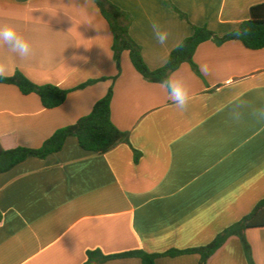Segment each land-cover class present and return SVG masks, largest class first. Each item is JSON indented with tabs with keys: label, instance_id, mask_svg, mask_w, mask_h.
<instances>
[{
	"label": "crops",
	"instance_id": "crops-1",
	"mask_svg": "<svg viewBox=\"0 0 264 264\" xmlns=\"http://www.w3.org/2000/svg\"><path fill=\"white\" fill-rule=\"evenodd\" d=\"M132 17L129 34L150 70L166 65L193 27L218 36L236 30L264 0H108ZM32 45L21 59L0 43V78L22 73L32 83L71 90L53 110L38 95L0 83V142L38 149L59 129L89 115L112 85L111 119L129 143L106 154L87 152L75 137L44 160L28 158L0 174V264H84L87 252L161 255L210 244L264 200V49L240 42L201 44L194 64L170 78L187 89L178 107L166 84L145 80L122 54L117 76L113 35L94 0H0ZM167 33L161 44L156 31ZM65 64L63 83H41V72ZM90 81L86 88L74 90ZM137 154L138 161L135 160ZM256 264H264V228L247 231ZM197 254L163 257L156 264H199ZM104 264H142L139 259ZM208 264H248L230 238Z\"/></svg>",
	"mask_w": 264,
	"mask_h": 264
},
{
	"label": "trees",
	"instance_id": "trees-1",
	"mask_svg": "<svg viewBox=\"0 0 264 264\" xmlns=\"http://www.w3.org/2000/svg\"><path fill=\"white\" fill-rule=\"evenodd\" d=\"M101 15L107 21L113 35V58L117 67V76L112 78L115 82L122 73V54H129L134 69L148 82L154 84H165L171 75L183 64H189L198 73L194 64V55L198 47L206 42H213L217 46L228 42H240L245 48L252 51L264 49V3L250 9L249 19L240 24L233 32L218 36L206 27H193L192 36L186 38L175 48L166 65L158 70L152 71L146 65L142 57V48L132 39L129 29L132 17L129 13L121 10L108 0H94ZM166 5L174 10L183 20L187 16L175 8L167 0ZM97 81H90L74 90L86 88ZM0 83L15 85L23 95L36 94L39 96L43 107L53 110L62 106L67 100L71 90H65L55 85L39 86L32 83L22 73L17 72L13 77L0 78ZM114 96V85L110 87L106 96L99 100L93 107L91 113L79 119L74 125L57 130L38 149L17 146L5 149L0 142V174L7 173L28 158L34 157L40 160L60 152L67 139L75 137L81 149L95 154H106L119 144L129 143L128 133L119 130L111 119V105ZM137 154L135 160L138 161ZM264 228V200L260 201L255 208L239 222L225 229L207 246L188 251L172 250L161 255H151L144 251H132L117 255H104L101 251L87 252L84 264H104L112 260L139 259L142 264H156L163 257L174 258L185 254H197L200 257L199 264H208L209 259L220 250L227 241L238 238L245 252L248 264H256L252 256V248L247 240V231L250 229Z\"/></svg>",
	"mask_w": 264,
	"mask_h": 264
},
{
	"label": "clouds",
	"instance_id": "clouds-1",
	"mask_svg": "<svg viewBox=\"0 0 264 264\" xmlns=\"http://www.w3.org/2000/svg\"><path fill=\"white\" fill-rule=\"evenodd\" d=\"M7 16L8 22L0 23V43L8 45L21 59L29 57L32 53V45L29 40L18 33L14 22H30L34 20L33 16L16 12H9ZM155 35L156 39L161 44L167 39V33L165 32L157 30ZM70 72L71 69L67 68L65 64H62L54 69L52 73L41 72V83H50L53 78L59 79V82L63 83V79L67 78ZM165 84L170 99H172L178 107L185 106L188 99L186 87L181 82L173 80L172 78H169Z\"/></svg>",
	"mask_w": 264,
	"mask_h": 264
}]
</instances>
